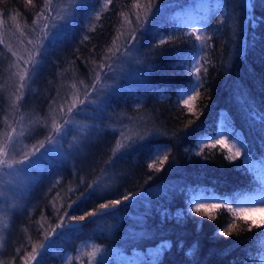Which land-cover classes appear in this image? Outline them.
<instances>
[{
  "label": "trees",
  "instance_id": "16d2710c",
  "mask_svg": "<svg viewBox=\"0 0 264 264\" xmlns=\"http://www.w3.org/2000/svg\"><path fill=\"white\" fill-rule=\"evenodd\" d=\"M104 1L87 29L100 0L87 7L80 0H0V160L21 151L8 176L0 172V186L8 185L0 200V264H245L250 257L261 264L264 228L255 225L264 217L223 208L212 210L215 219L177 216L194 191L253 194L254 170L237 167L241 161L228 160L218 145L197 146L225 118L242 134L250 166L264 169V127L252 119L264 113V0ZM148 18L150 30L141 34ZM193 23L208 49L203 86L186 110L177 89L194 74L184 62L198 52ZM53 24L60 38L52 48L45 41L49 50L41 54L42 30ZM36 60L42 63L33 72ZM57 127L67 134L56 137V152L31 168L14 164L25 153L31 158ZM13 133L20 148L14 135L7 147ZM114 199L121 200L114 215H88ZM230 220L233 234L215 238ZM164 241L167 250L148 255Z\"/></svg>",
  "mask_w": 264,
  "mask_h": 264
},
{
  "label": "snow or ice",
  "instance_id": "6c2138e0",
  "mask_svg": "<svg viewBox=\"0 0 264 264\" xmlns=\"http://www.w3.org/2000/svg\"><path fill=\"white\" fill-rule=\"evenodd\" d=\"M50 2V0H49ZM80 5L83 7H87V0H80ZM153 7H158V5H153ZM218 7H226V5H218ZM155 13H153V16ZM152 20L151 18L146 19L144 27L142 29L141 34H144L150 30ZM48 26L45 25V28ZM58 26L53 24L50 29L47 31L42 30V38L39 43L38 52L41 54L47 52L49 48L55 47L56 43L58 42L61 33L58 31H53L52 29H56ZM193 33L199 32V29L193 28ZM135 38V37H133ZM87 39V37H85ZM196 40L200 41L199 48L200 51H204L207 48V42L206 40H202L200 35H196ZM48 41L49 48H45L44 42ZM160 43H165V40L163 38L160 39ZM15 55V53H13ZM178 59H182L184 57V53L180 50L176 53ZM204 57L200 55L199 52H197L194 56H188L186 61H184L187 65H189V72L191 73L194 71L196 75L193 76V78L184 86H181L177 89V102H183L185 105H188L189 102L194 98V96H198V89L203 86V81L200 75V62L203 60ZM207 62V61H206ZM41 61L36 60L32 64L33 72H35L37 66L41 65ZM103 67V66H102ZM207 72V69H205V73ZM27 75V73H25ZM21 81L25 79V76L20 77ZM100 77L97 75L96 80L99 81ZM24 84L21 83L19 88H23ZM19 90V89H18ZM92 90L95 91V84L92 85ZM184 97H187V99H184ZM17 99H20V97H17ZM90 103L92 101H89ZM68 111L71 113L72 108H69ZM257 116L259 117V121L261 123V126L264 127V113L260 114H252V119H256ZM70 120L65 121V126L70 123ZM15 131V130H14ZM66 130L63 127H57L55 130V135H50L46 138V144L45 143H38L37 145H34V151L31 154V158L27 153L23 155V159L14 161L15 165L23 166L25 164L28 165L29 168H31L34 165H39L41 162L45 161L46 158L49 156L50 152H56L57 151V140L56 137L66 135ZM21 136L24 135L23 132L20 133ZM227 137L232 141L231 146L228 148L229 155H227V159L230 161H235L237 159L241 160V163L236 165L237 167L244 168L245 162H249V150L245 147V142L242 140V134L236 130L234 124L230 122L228 118H225L222 123L218 122L217 130L211 135L206 136L202 135L197 140V146L204 143H210V146L212 149H215L217 145H220L221 148L225 146L224 138ZM158 142L154 141L152 145V151L157 150ZM41 149H44V151H41ZM199 155V153H197ZM165 159H167V156H165ZM0 164L7 165L9 169L13 167V164H8L6 160H0ZM261 164L264 165V160L261 161ZM159 171V169H157ZM249 191H251L253 194L248 195L247 191L241 192L239 194H232L229 196L227 193H223L220 196H217L215 191L212 192H206L203 194H200L198 191H194L190 197H188V204L184 210H182L178 216L177 221L182 222L185 218L192 216V214H196L199 216H208L209 219H215V216L212 215V210L214 209H226L229 213H231L235 217H243L244 213L246 211H264V171L259 172L257 175H255L252 185L250 186ZM91 195V193L89 194ZM137 196L140 195L139 193L136 194ZM124 201H130L134 200V197H129V195L125 194L123 197ZM202 200H208L212 201L210 203H203ZM252 204L256 205L258 207H245V205ZM121 205V200L114 199L109 201V203L101 204L100 205V211L98 212H92L88 213L89 216H101V215H114L117 206ZM233 205H236V207H233ZM73 219H79L83 220L84 217H73ZM197 224H200L201 221H196ZM236 225L234 221H229L227 225L222 226L221 230H218L214 233L215 238L219 237H229L233 234V230L235 229ZM257 228H264V225H255ZM248 231H252V227L249 226ZM47 242V237L45 238ZM46 244L41 245V249L45 248ZM170 247V244L168 241L162 242L160 245V248L158 252L156 253L157 256H159L161 251L167 250V248ZM196 246L194 245L192 249L189 250V255L194 254ZM260 252H264V245L261 246ZM35 259V256L33 257ZM37 264H40V261H37ZM245 264H255L254 259L250 257L249 260L245 262Z\"/></svg>",
  "mask_w": 264,
  "mask_h": 264
},
{
  "label": "rangeland",
  "instance_id": "374dc122",
  "mask_svg": "<svg viewBox=\"0 0 264 264\" xmlns=\"http://www.w3.org/2000/svg\"><path fill=\"white\" fill-rule=\"evenodd\" d=\"M106 4H107L106 1H104V0H100V3L98 4V6L95 7V9L91 11V14H90V16H89L88 19H87V23H86V27H85V28L88 29L89 27L93 26V24H94V22H93L94 19L99 15V13L101 12L100 10H102ZM188 28H189V31L193 34V36H194L195 38H196V35H200V37H201L202 40H206V41L208 40V37H206V34H205V33H204V34L201 33V32H202V28H201V27H198L195 23L190 24V25L188 26ZM193 28L199 29V32H197V33H193V32H192V29H193ZM196 43H197L198 52L200 53V55L203 56V53H205V50L208 49V48H206L204 51L201 52V51H200V48L198 47L199 44H200V41H197ZM196 54H197V52H196ZM196 54H195V55H196ZM201 62H202V60H201ZM201 62H200V63H201ZM193 72H194V71H193ZM200 72H201V71H200ZM194 75H196L195 72H194L193 76H194ZM184 99H187V97H184ZM191 102H192V101H190L188 105H185V104L182 102L185 106H187V109H186V110H189V109H190V106H189V105H191ZM13 135H14V133L11 135V138L8 137V135H7V141H8V142L10 141L9 144L7 145V147H8L9 145H11V142H14V141L12 140ZM14 136H15L14 139H15L16 142H17V144H16V148H20V146L23 144V140H22V138H21L20 136H18V135H14ZM224 141H225V146H224L223 148H224L225 151H227V153L229 154V152H228V148H229V146H231L232 141H231L230 139H228L227 137L224 138ZM20 142H21L22 144H20ZM0 143L3 144L2 146L6 145V141L3 140V139L0 140ZM204 144L209 145L210 143H204ZM13 146H14V145H13ZM218 147H221V146L218 145ZM14 148H15V147H14ZM3 150H4V147H3ZM19 154H21V151L16 149V153H14V154L11 156V158H8L10 155H8V152H7L6 155H4V160H6V161L8 162V164H12V163H13V162H12V159L17 158L16 156L19 155ZM160 155H162V154H161L160 151H158V152H157V155L155 156V158L153 159V161H156V160L160 157ZM238 160L241 161L240 159H238ZM249 161H250V159H249ZM154 163H155V162H154ZM245 164H246L247 166H249L251 170H254V171H253L254 174H253L252 179H254L255 175H257L259 172H261L260 170H256L254 165L251 167L250 164H249V162H245ZM7 168H8L7 165H6V166H3V165H2V167H0V172L5 171L6 174H7V176H8ZM262 171H264V169H263ZM3 177H4L5 179H7V177H5V175H4ZM53 180H54V181L56 180V177H55V176L53 177ZM1 184H2V183H1ZM7 186H8V185H6L5 183H3V184L0 186V200H1L3 197H5V196L7 197V196H8V193H7ZM201 202H203V203H210V202H212V201L202 200ZM245 207H249V208H251V207H258V206H256V205H252V204H248V205H245ZM248 212H249V214L247 215V217L250 218L251 220H254L256 216L259 217L260 220H262L263 217H264V211L256 210V211H248ZM239 218H240V217H239ZM263 221H264V220L261 221V224H264ZM261 243H262V245H264V237H261ZM159 248H160V246L157 247V248H152V250L149 251L148 255L152 256L153 254H156V253L158 252ZM261 262H262L261 264H264V258H262Z\"/></svg>",
  "mask_w": 264,
  "mask_h": 264
},
{
  "label": "bare ground",
  "instance_id": "6f19581e",
  "mask_svg": "<svg viewBox=\"0 0 264 264\" xmlns=\"http://www.w3.org/2000/svg\"><path fill=\"white\" fill-rule=\"evenodd\" d=\"M157 151V150H156Z\"/></svg>",
  "mask_w": 264,
  "mask_h": 264
}]
</instances>
